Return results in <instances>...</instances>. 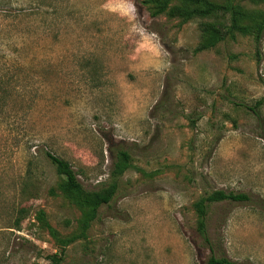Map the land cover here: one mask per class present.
I'll use <instances>...</instances> for the list:
<instances>
[{"label": "rangeland", "instance_id": "obj_1", "mask_svg": "<svg viewBox=\"0 0 264 264\" xmlns=\"http://www.w3.org/2000/svg\"><path fill=\"white\" fill-rule=\"evenodd\" d=\"M208 1L240 8L248 33H228V11L185 20L181 0H0V264H264V140L247 109L264 96V0ZM204 25L223 39L195 53ZM45 152L87 191L118 183L85 238ZM217 190L251 200L210 205L209 246L195 204Z\"/></svg>", "mask_w": 264, "mask_h": 264}, {"label": "trees", "instance_id": "obj_2", "mask_svg": "<svg viewBox=\"0 0 264 264\" xmlns=\"http://www.w3.org/2000/svg\"><path fill=\"white\" fill-rule=\"evenodd\" d=\"M261 1V0H252ZM183 7L178 9L179 17L190 20L194 17H208L214 14H219L222 12L231 13V26L228 33L233 34L238 32L241 34H247L248 28L241 26L240 19L247 17V14L243 13L240 8L234 6H222L208 0H181ZM193 6L191 10L187 9L186 5ZM168 4L162 6L158 13L164 12ZM204 31L210 35V40L204 42L198 48L195 49V53H199L214 47L223 38L220 36V32L214 26L204 25ZM264 34V22L259 26L257 30V41L260 43L262 36ZM247 109L253 113L257 120L258 129L260 130V136L264 140V96L258 100L254 106H247ZM119 162L116 163V172L113 173L115 177L122 176L128 168L130 163V157L127 152L121 151ZM45 157H47L51 163L56 167V172L59 177L63 178V182L59 185L61 191L71 194L78 206L83 212L81 219V234L77 236L78 238H85L87 232L89 231L92 223L98 217V210L103 205H108L114 198L117 189V181L113 182L108 188L101 191H87L84 189L83 185L79 181L77 174L72 167L71 163L61 157L53 155L51 152H45ZM251 200L250 196L244 193L236 192H225L223 190L214 191L207 197L201 198L196 204L195 208L198 214V226L197 230L199 234L203 237L206 244H210L211 241L208 236L207 231V220L209 215L210 205L213 203H220L224 201L231 202H249ZM22 213V211H21ZM22 221V216L17 220L15 227L20 228ZM75 239V238H74ZM73 240H69L72 242ZM57 263V262H56ZM208 264H232L225 258L217 259L212 256L209 259Z\"/></svg>", "mask_w": 264, "mask_h": 264}]
</instances>
